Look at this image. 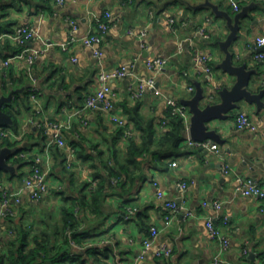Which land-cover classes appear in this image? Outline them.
<instances>
[{
    "label": "crops",
    "instance_id": "crops-1",
    "mask_svg": "<svg viewBox=\"0 0 264 264\" xmlns=\"http://www.w3.org/2000/svg\"><path fill=\"white\" fill-rule=\"evenodd\" d=\"M106 12L111 15L110 28L100 45L101 56L80 41L63 47L71 21L77 26L74 33L83 37L107 19ZM224 14L233 23L241 15L231 51L237 63L256 70L253 92L264 91V59L255 58V37L264 33V0L241 1L238 9L233 0H0V95L25 87L15 104L19 109L16 124L2 128L6 136H0L8 142L2 146L17 149L10 162L18 165L15 174L0 171V186L22 190V202L13 207V213L0 214V255L14 252L25 236L28 249L36 246V240L48 244L50 257L40 264H212L219 252L220 264H264V199L242 195L235 180L250 176L264 184V96L261 104L242 100L225 118L210 123L221 136V141L213 140L219 145L218 153L183 142L172 153L141 157V169L133 180L110 176L119 168L115 160L125 161L129 138L140 142L132 115L153 122L156 136H160L166 129L161 121L169 112L167 98L182 103L194 96L200 84L205 92H214L210 98L217 102L218 92L233 84L235 78L220 67L225 58L220 43L231 31ZM22 25L31 27L34 36L18 45L9 34ZM200 28L207 31L208 38L198 32ZM198 53L208 57L211 72L197 63ZM156 57L168 61L153 72L146 61ZM10 58L7 66H1V61ZM123 65L130 74L110 81L113 111L125 119L126 127L129 125L126 134L118 135L109 113L101 108L78 109L86 96L99 88L100 72ZM152 75L160 95L150 88L143 98L135 99L130 89ZM191 85L194 91H189ZM240 111L248 114L255 129L236 126ZM50 121L65 124L67 146L51 147L49 191L35 201L28 189H22L20 174H28L36 156L42 157L46 166L48 157L43 149ZM18 157L22 158L19 162ZM224 164L230 165L228 173L222 170ZM94 174L107 179L103 195L98 206L90 205L89 199L90 207L84 204L81 208ZM153 181L159 182L163 198L157 196ZM182 182L186 183L184 190ZM165 199L180 206L167 227ZM214 201L221 203L219 210ZM73 204L79 220L73 230L75 238L62 232V210ZM187 211L193 215L186 216ZM208 216L215 217L228 236L227 248L222 249L220 242L210 237ZM152 226L159 233L145 252L143 241ZM163 245L171 248L170 257L156 254ZM144 252V258H139Z\"/></svg>",
    "mask_w": 264,
    "mask_h": 264
},
{
    "label": "built area",
    "instance_id": "built-area-1",
    "mask_svg": "<svg viewBox=\"0 0 264 264\" xmlns=\"http://www.w3.org/2000/svg\"><path fill=\"white\" fill-rule=\"evenodd\" d=\"M59 3H63L65 0H56ZM244 0H233L235 9L239 8V3ZM110 12H106L107 19L100 20L97 24L95 32L90 33L89 35H85L83 37H78L74 32L76 30V24L74 21H71V32L68 38V41L64 43L63 47L67 48V45L71 42L80 41L84 46L86 47H94V54L96 56L102 55L101 50V43L103 42L105 38V34L108 32L110 28ZM198 32L204 37L208 38L209 34L204 28H200ZM146 30H143L142 35H145ZM9 36L13 39L15 44L18 45H25L27 41L33 38L34 32L33 29L29 26L22 25L15 28L14 32L9 34ZM1 39V37H0ZM255 47H257V51L255 54V58L257 60H263L264 59V50H261V48L264 47V33L257 35L255 37ZM32 56L28 57L29 62L31 63ZM9 60L1 61V66H7L9 64ZM168 59L163 57H156V58H150L146 61V66L149 70L153 72H157L160 69H162ZM197 63L200 65L202 64V68L207 71L211 72L212 68L209 65L208 57L204 54L198 53L196 57ZM130 72L127 69L126 66H121L120 68L109 70V71H102L99 75V82L100 86L99 88L94 92L90 93L86 96L84 100V104L81 109H78V112L91 109V108H101L103 111L110 114V117L112 121H114L118 126L120 127H126V121L125 119L119 117L113 110L115 108L114 102H113V96L114 93L112 91V87L110 84V81L115 78H122L129 75ZM156 78L154 75L146 78L141 79L137 82V84L130 89L131 95L135 99H141L144 97L146 92L152 88L154 90V93L156 95H160V90L156 87ZM189 91H194V86L188 87ZM32 99H36V94L34 92L31 94ZM168 106H169V114L172 116H180V118L183 120L185 124V131H186V137L184 138L183 142H186L188 146L195 147V148H201V149H207L209 151H212L214 153L219 152V145L216 141L207 139L198 141L192 138L190 133V122H191V112L188 106H186L183 103H180L176 101L173 98H167L166 100ZM86 122V121H85ZM168 123V118H165L162 121V125L165 126ZM39 125L43 126L39 123ZM65 124L61 121H50L46 123V127L48 130H50V134L46 137L45 147L43 149V152L46 154V157H48V160L46 161V166L44 164V161L42 157L36 156L33 157L31 161V167L29 168V172L27 175L23 176V187L22 189H28L30 191V199L35 201H40L44 198V196L49 191V181H48V175L50 171V162L49 161V154L51 151L52 146H57L58 148L64 149L67 146V143L65 141L64 135H63V129ZM236 126L239 129H255V124L251 121L250 117L245 111H240L238 113L237 119H236ZM0 136H6V130L1 129L0 130ZM24 154H21L23 156ZM72 165V157L68 159L67 161V167L70 168ZM230 165L224 164L222 170L225 173H228L230 171ZM236 186L237 190L244 196L254 195L259 198L264 199V184H262L260 181L256 180L253 177L250 176H237L236 177ZM154 186L158 188L157 196L159 198L164 197V191L159 188V182L153 181ZM96 185V181L93 180L91 182V187H94ZM180 187L184 190L186 189V183L182 182L180 184ZM22 190H9L7 188H4L3 186H0V214L1 216L12 214L13 213V207L18 206L22 202ZM203 205L207 206L208 202L203 201ZM165 206L168 209V213L165 215L164 218V224L165 227L169 226L172 223V220L175 216V214L180 209L179 204L173 200V199H165ZM213 206L216 208V210H219L221 208V203L219 201H214ZM186 216H191L193 213L191 211H187ZM223 222L227 223V218H223ZM206 226L209 232V235L212 239L217 240L220 242L222 249L227 248L230 245V240L228 236L222 231L221 227L216 223L215 217L208 216L206 218ZM159 230L156 226H152L150 228L149 234L145 237L143 244L146 249H149L152 245L153 240L158 235ZM171 248L163 245L159 249H157L156 254L158 256L165 255L166 257L171 256ZM144 254H141L139 258L143 259L145 256ZM221 263V257L220 252L217 253L213 259L212 264H220ZM139 264V263H136ZM259 264V263H255Z\"/></svg>",
    "mask_w": 264,
    "mask_h": 264
},
{
    "label": "trees",
    "instance_id": "trees-1",
    "mask_svg": "<svg viewBox=\"0 0 264 264\" xmlns=\"http://www.w3.org/2000/svg\"><path fill=\"white\" fill-rule=\"evenodd\" d=\"M17 51H19V49ZM20 97L21 95L16 94L13 99L14 103L12 102L9 105L6 103L3 108L12 116L14 125L16 124L15 115L19 112V109L15 104L18 102V99ZM23 99L22 100L26 103V98L23 97ZM26 105H28L29 109H31V103H27ZM165 118H168V123L164 126L166 127V129L160 134V136H156L157 132L155 130L153 122H145L144 118L140 117L139 114L132 115L134 124L140 131V142H137L132 136L129 138V144L126 147V159L124 162H118L117 160H115L117 164H119V168L114 172L112 171L110 176H115L116 178H123L125 176L129 180H133L141 169V157H143L145 154L150 153L155 158H158V156L160 157L162 153H172L174 152V150H177L180 148V146H182L184 141V132L186 129L183 120L180 118V116H172L169 113ZM7 126L9 125L0 126V129L6 128ZM128 128L129 125H127V127L118 126V135L126 134V130ZM3 144H8L6 139L0 141V148L3 147ZM71 147L75 148L76 145L73 143L71 144ZM20 160H22V158L18 157L17 161L19 162ZM93 177L95 178V181H97V183L89 190L88 194H84L82 196L83 201H81L80 204L81 208L84 206V204L89 207L90 205L98 206L97 201L103 195L104 189L107 184V179L102 176H98L97 174H94ZM89 199L92 200V202H90V205H88ZM62 212L64 213L62 232L66 233V235H73V237L75 238L76 235L73 230L79 223V220L76 219L77 217L75 215V204H73L72 206H64ZM27 245L28 243L24 236L23 241L20 243V246H18V248L14 250V252H11L8 255H0V264H40V260L50 257L51 250L49 249L48 244L44 241L36 240V246L30 249L27 248ZM62 259L61 261H64Z\"/></svg>",
    "mask_w": 264,
    "mask_h": 264
},
{
    "label": "water",
    "instance_id": "water-1",
    "mask_svg": "<svg viewBox=\"0 0 264 264\" xmlns=\"http://www.w3.org/2000/svg\"><path fill=\"white\" fill-rule=\"evenodd\" d=\"M228 18L230 34L225 41L220 45L225 52V58L221 62L220 67L232 75L235 80L229 87L226 86L218 92L220 101L212 102L210 98L214 92H205L200 84L197 85V90L194 96L184 100L182 103L189 107L191 116L190 133L193 139L202 141L207 139L221 141V136L216 128H211L210 123L214 120L225 118L231 111L236 109L242 100L248 102L263 103L264 91L253 92L252 83L254 79L255 69H249L247 63L239 64L235 61V56L231 51V45L237 40L239 35V17L238 14L234 23L231 18ZM264 50V47L261 48ZM24 88L13 89L8 95H0V126L12 125L14 120L12 116L3 108L6 103H12L16 94L23 92ZM16 148L3 146L0 148V171L16 173L18 165L10 162V157L16 154Z\"/></svg>",
    "mask_w": 264,
    "mask_h": 264
},
{
    "label": "rangeland",
    "instance_id": "rangeland-1",
    "mask_svg": "<svg viewBox=\"0 0 264 264\" xmlns=\"http://www.w3.org/2000/svg\"><path fill=\"white\" fill-rule=\"evenodd\" d=\"M25 175V172H21L20 177L22 178Z\"/></svg>",
    "mask_w": 264,
    "mask_h": 264
}]
</instances>
